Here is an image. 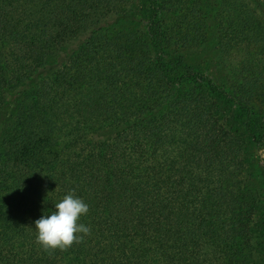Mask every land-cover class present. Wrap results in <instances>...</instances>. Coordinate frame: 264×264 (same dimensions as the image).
I'll return each instance as SVG.
<instances>
[{"label": "trees", "instance_id": "obj_1", "mask_svg": "<svg viewBox=\"0 0 264 264\" xmlns=\"http://www.w3.org/2000/svg\"><path fill=\"white\" fill-rule=\"evenodd\" d=\"M258 147L264 0H0V264H264ZM70 191L90 233L45 251Z\"/></svg>", "mask_w": 264, "mask_h": 264}, {"label": "clouds", "instance_id": "obj_2", "mask_svg": "<svg viewBox=\"0 0 264 264\" xmlns=\"http://www.w3.org/2000/svg\"><path fill=\"white\" fill-rule=\"evenodd\" d=\"M53 209L34 221L36 242L45 251L66 249L90 233V228L79 222L80 217L88 213L89 206L74 192L70 191L55 202Z\"/></svg>", "mask_w": 264, "mask_h": 264}, {"label": "rangeland", "instance_id": "obj_3", "mask_svg": "<svg viewBox=\"0 0 264 264\" xmlns=\"http://www.w3.org/2000/svg\"><path fill=\"white\" fill-rule=\"evenodd\" d=\"M138 16V17H137ZM136 19L139 24H144L145 20L141 15L137 14ZM213 42L205 43L203 47H196L187 53L186 62L192 66H196L199 70L203 71L206 75L211 77H219L226 73L224 66L219 62V54L214 51ZM259 148V149H258ZM255 151L257 155H261L264 159V149L258 147Z\"/></svg>", "mask_w": 264, "mask_h": 264}]
</instances>
